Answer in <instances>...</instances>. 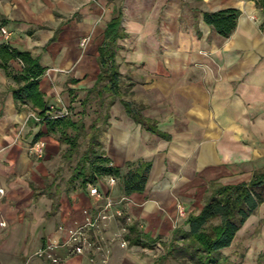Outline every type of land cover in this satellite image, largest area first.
<instances>
[{"label":"crops","instance_id":"obj_1","mask_svg":"<svg viewBox=\"0 0 264 264\" xmlns=\"http://www.w3.org/2000/svg\"><path fill=\"white\" fill-rule=\"evenodd\" d=\"M228 7L240 14L225 37L202 13ZM113 18L115 62L122 84L131 80L109 109L104 156L122 174L127 162L151 167L145 189L131 194L118 177H99V198L91 183L62 179L67 145L32 114L89 95ZM0 25L12 32H0V47L45 68L34 103L14 95L25 83L23 62L0 58L8 68L0 65V264H181L160 257L175 229H190L210 183L248 181L264 168V13L256 0H0ZM136 83L141 95L127 98ZM121 99L137 104L143 122ZM36 139L46 142L41 158L28 151ZM119 208L124 216H112ZM103 213L111 217L98 219ZM78 228L89 242L83 251L69 237Z\"/></svg>","mask_w":264,"mask_h":264},{"label":"trees","instance_id":"obj_2","mask_svg":"<svg viewBox=\"0 0 264 264\" xmlns=\"http://www.w3.org/2000/svg\"><path fill=\"white\" fill-rule=\"evenodd\" d=\"M264 13V0H256ZM203 20L222 36H229L237 25L240 10L234 7L213 11H203ZM119 18H113L106 27V40L100 47L99 62L101 69L95 85L89 89V95L81 102L85 106L93 99L98 104L106 106L104 122L108 126L109 109L122 96L121 73L115 62V51L112 48L119 35ZM17 57L23 62L20 79L25 83L14 90L15 98L31 99L37 103L40 98L38 91L39 77L45 68L37 58H32L28 52L11 51L7 45L0 47V58L6 61ZM6 70L7 65L0 61ZM108 94V95H106ZM128 114L135 120L143 122L139 108L126 99H121ZM47 108L42 109L41 116L46 119L50 130L59 132V139L66 143L64 158L70 161L76 153L79 157L72 167V174L68 182L78 181L81 185L95 183L103 175H113L121 181L125 194L141 192L145 189L151 163L137 160L127 162V171L120 172V168L110 164L104 156V151L98 153V141L95 123L90 125V131H85L84 122L76 120L71 115L50 118ZM151 131L162 134L155 126L149 125ZM106 131V129H105ZM88 136L85 149L80 152V138ZM203 206L199 213H190L188 216L189 230L177 228L167 245L166 253L160 257L163 261L169 257L181 264H238L229 261L223 249L231 246L238 230L247 219L254 214L264 202V168L254 171L248 181L237 184H219L211 182L203 199ZM264 255V253H262Z\"/></svg>","mask_w":264,"mask_h":264},{"label":"rangeland","instance_id":"obj_3","mask_svg":"<svg viewBox=\"0 0 264 264\" xmlns=\"http://www.w3.org/2000/svg\"><path fill=\"white\" fill-rule=\"evenodd\" d=\"M131 80V79H130ZM129 79H124L122 84V90L128 89L127 86L130 82ZM137 82V80H136ZM138 83V82H137ZM134 84L132 93L124 94L129 95H141L140 85ZM129 87V86H128ZM108 95V94H106ZM145 95V93H142ZM153 95H156L153 93ZM136 106V103H133ZM70 114L74 119L83 121L85 125V131H90V125L94 124L95 129L98 134L99 146H96L97 152H103V141L105 138L106 123L104 122V115L106 112V106H101L98 104L96 99L85 106L80 103V100L75 101L74 105L69 106ZM88 141V136H81L80 142V152L85 149ZM65 145H67L65 143ZM80 153H76L74 157L61 165L60 175L62 179L69 178L72 174V167L75 165ZM109 183V180H105ZM264 202L260 204L257 211L252 214L243 226L238 230L236 237L231 244V246L223 249L225 255L228 256L229 261L238 264H264Z\"/></svg>","mask_w":264,"mask_h":264},{"label":"built area","instance_id":"obj_4","mask_svg":"<svg viewBox=\"0 0 264 264\" xmlns=\"http://www.w3.org/2000/svg\"><path fill=\"white\" fill-rule=\"evenodd\" d=\"M0 32L2 33L3 37L6 39L9 38L12 34V32L5 25H0ZM89 40H90L89 35L82 37L80 40V45L84 47L89 42ZM51 110H54V111L52 113H49L48 117H50V118L67 116L70 114V110L67 106H63L60 109H54V107H51ZM32 116L36 120H41L42 118H44V117H42L36 113H33ZM45 146H46L45 140L36 139V140L29 143L28 151L33 156H35L37 158H41L45 154ZM110 164H112V163L110 162ZM111 182L112 183L115 182L114 177L111 178ZM89 192H90V194L95 195L99 198L103 197L99 188L92 183L89 185ZM111 205H112V203L110 201H108L106 203L107 208L110 207ZM112 216L120 218V217L124 216V212L122 209L119 208V209L115 210V212L112 214ZM110 217H111V215H109L108 213H103V214L99 215L98 219H107ZM98 219H96L95 221H97ZM129 219L130 218L128 217V220ZM3 224H5V223H3ZM69 237H70V240L73 242L72 245L76 249V251H83L84 250V244H89L87 237H84L82 235V229L81 228L70 231ZM80 243H82V245H80ZM50 246L51 245H48L47 248H49ZM37 254L40 256L47 255V256L51 257L50 254L46 253L45 249L38 250Z\"/></svg>","mask_w":264,"mask_h":264}]
</instances>
